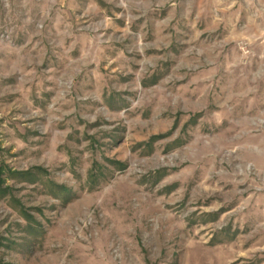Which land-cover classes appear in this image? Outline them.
I'll use <instances>...</instances> for the list:
<instances>
[{"label": "rangeland", "instance_id": "rangeland-1", "mask_svg": "<svg viewBox=\"0 0 264 264\" xmlns=\"http://www.w3.org/2000/svg\"><path fill=\"white\" fill-rule=\"evenodd\" d=\"M0 264H264V0H0Z\"/></svg>", "mask_w": 264, "mask_h": 264}]
</instances>
